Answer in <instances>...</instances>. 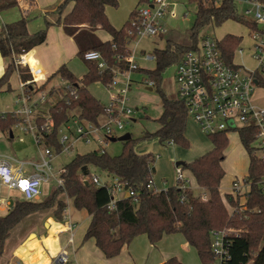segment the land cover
Returning a JSON list of instances; mask_svg holds the SVG:
<instances>
[{
    "label": "trees",
    "instance_id": "obj_1",
    "mask_svg": "<svg viewBox=\"0 0 264 264\" xmlns=\"http://www.w3.org/2000/svg\"><path fill=\"white\" fill-rule=\"evenodd\" d=\"M149 0H140L144 4ZM264 3V0H256ZM196 3L197 10L193 26L184 34L169 31L164 36L166 47L154 49L156 62L154 70L137 68L134 72L146 76L153 82V89L161 94L163 113L158 119L160 128L155 133H147L143 138H157L161 143H172L185 149L190 147L186 137L188 124L187 111L180 101L171 100L161 92L163 72L172 65L178 64L183 56L196 50L204 37L202 31L208 27H221L228 21L244 24L251 32H264L253 20L241 15L237 0H189ZM72 10L63 14L69 4ZM16 0H0V11L17 6ZM139 4V5H140ZM118 6V0H64L58 6L59 18L57 25H62L65 33L72 37L78 49V57L88 67V73L78 79L63 66L58 74L65 78L68 84L78 89V97L67 104L63 98L50 108L53 118V128L45 135V145L61 151L58 140L59 128L70 120L74 112L81 120L98 124L104 114L102 105L89 91V86L104 82L110 83L115 73L128 69L126 58L130 55L127 30L130 23L121 29H115L106 15V7ZM133 12L131 18L135 16ZM29 21L20 19L0 28V54L10 58L6 74L0 80V88L8 83L10 76L17 70L15 59L29 53L35 47L45 43L47 30L55 23L46 21V28L31 34L28 30ZM101 28L111 35L112 40L102 41L97 35ZM242 37L226 35L220 41L224 59L233 64L235 51L239 48ZM89 51L101 53L107 67L98 68L96 62L86 61L84 55ZM234 65V64H233ZM24 79H30L26 70L21 71ZM264 65L254 72L260 87L264 88ZM43 87V86H42ZM41 87V88H42ZM46 118L39 122L41 127ZM19 123L14 114L0 115V131L10 132ZM259 129L256 127L242 129L240 140L250 159L248 175L244 184L250 186L244 204H239L233 195H226V203L221 195V183L225 177L223 162L225 151L229 146V133L210 136L213 148L208 153L191 163H185L183 170L193 175L197 185L204 190L208 198L197 196L193 189L179 186L168 187L166 191L153 192L147 188L154 181V163L157 159L152 153L139 154L135 150L138 139L123 142L124 148L120 155L110 156L104 149H98L84 155H76L67 164L61 175L63 185L58 186L50 196L43 201H15L13 208L0 216V260L3 257L8 238L13 231L27 218L46 213L58 221L65 220L68 204L66 199H72L77 210H85L91 216V222L84 240L94 239L97 247L107 258L118 256L122 249L129 245L137 236L146 234L154 246L165 235L180 233L198 253L202 264H211L215 258L211 251V233L225 227L242 229L243 233L230 238V255L226 264H264V159L259 156L256 147ZM90 167L106 173L113 179H119L129 189L138 194V201L120 199L113 210L109 209L111 194L108 183L97 186L91 179ZM87 172V174H85ZM229 207L233 211H229ZM163 264H182L177 258H171Z\"/></svg>",
    "mask_w": 264,
    "mask_h": 264
},
{
    "label": "built area",
    "instance_id": "obj_2",
    "mask_svg": "<svg viewBox=\"0 0 264 264\" xmlns=\"http://www.w3.org/2000/svg\"><path fill=\"white\" fill-rule=\"evenodd\" d=\"M16 1L21 2L22 0ZM135 12L127 30L129 46L137 39L167 35L170 31L168 21L176 17L175 7L170 0H149L139 6ZM250 14L253 21L264 28V3L255 0L252 8L246 12L247 16ZM250 37L254 42V56L260 61L264 53V32H251ZM84 58L86 61L96 62L100 70L107 67L104 57L99 52L89 51L84 55ZM145 58L151 59L150 56ZM135 59L136 57L130 49V55L126 58L127 70L116 72L113 80L108 84L95 83L97 88L108 90L110 94V99L104 105V114L102 115L105 120L93 124L76 117L77 119L75 118L74 121L71 120L63 124L58 132V140L62 147L61 151L57 152L56 148L45 145V135L52 132L54 125L50 113L48 112L44 125L39 127L35 123L37 108L46 103L47 96L43 95L38 102L29 104L31 94L35 91L34 87L36 86V89L40 90L46 82L45 74L39 66L33 65L26 58V54L16 58V66L27 68L31 75V79L21 85L22 96L19 99L21 105L13 112L19 120L17 129L21 130L22 134L31 136L37 146L44 145L45 151L44 153L40 152L41 161L38 163L20 161L13 156L0 154V208L10 211L17 200L38 201L43 185L48 183L52 177L56 178L51 166L54 155L73 150L74 145L80 141L86 145L98 141L99 139H93L95 133L104 132L105 140L124 135L122 132L132 124L136 115V110L129 105L128 97L132 74L139 68ZM120 76L124 78V82H119ZM255 81L254 72L246 71L226 62L220 48V41L209 36H204L200 40L198 48L187 52L177 64L178 101L184 104L188 120H192L208 137L256 127L260 131L256 147L259 156L264 159V105L255 103V93L259 87ZM146 85L152 88L154 84L146 80ZM77 97L78 89L67 83L63 89L62 99L64 98L69 104L71 99ZM72 121L74 126L71 125ZM64 171L65 169L62 168L59 172L58 186L63 185L61 175ZM91 179L99 187L107 184V181L101 180L95 174ZM108 185L112 196L109 204L110 210L115 208L120 199L128 198L134 202L138 201V194L135 190L129 189L119 179H113ZM179 185L183 188H191L190 180L185 176L181 166L176 167V186ZM240 187V182L234 183L235 194L233 196L235 200L239 196ZM3 188L9 192H18L21 199H13L10 195L4 197ZM147 188L153 192L167 190V187L164 190H159L154 181H150ZM262 189L264 191V181ZM203 199L207 198L203 197ZM242 233V229L235 227H225L222 230L213 231L211 233V251L215 260L211 264H226L230 255V238L238 237ZM69 242L72 243V238L69 239ZM68 262L69 257L65 250H62L52 264H68Z\"/></svg>",
    "mask_w": 264,
    "mask_h": 264
},
{
    "label": "rangeland",
    "instance_id": "obj_3",
    "mask_svg": "<svg viewBox=\"0 0 264 264\" xmlns=\"http://www.w3.org/2000/svg\"><path fill=\"white\" fill-rule=\"evenodd\" d=\"M130 1L131 0H118L117 7H110L116 13L118 12V10H120L119 14L117 13L118 19L123 18V14H125V8L127 7ZM245 1L246 0L237 1L239 12L243 16H245L244 10L247 8V4L244 3ZM172 2L174 4V7L177 8V13L175 18H171L168 21L170 31L184 34L194 24L197 5L196 3L189 2V0H172ZM17 8L18 7L15 6L9 9L15 10ZM66 10L67 9H65V11ZM33 16V25L37 27V24H43V29L46 28L47 20H52V22L55 23V26H57L56 21L59 18L57 10L48 16L49 19H44V16L41 15V12L37 11L33 13ZM246 17L249 20L253 19L251 14ZM131 19L132 18H130L129 15L128 19L123 22V26L127 24V22L130 23ZM202 34L203 36H209L214 39L216 38L219 41H221L226 35L229 34L235 36H242L243 41H245L242 47L246 50L250 48L249 34H251V30L244 24L235 21H228L221 27L205 28L202 31ZM166 39L167 38L161 39L160 37H145L131 42L130 49L132 50L133 55L136 57V64L140 66L141 69L147 68L149 70H154L156 68V62L154 60L146 62L142 58L147 54L153 55L155 48L164 49L166 47ZM5 59H7V67L4 75L6 74L8 66L11 63L10 58ZM73 62L75 68L78 71L85 70L84 62L80 57H76ZM240 63L243 64L242 62ZM245 64L246 68L250 69L253 68L255 62L252 59L248 58V61H246ZM176 70L177 64L167 68L162 74L161 92L171 100H178ZM16 79V75L13 72L8 81V83H11L12 88H15V81H17ZM146 79V76L141 73L134 72L132 74V83L128 96L130 98L131 105L130 103L129 105L135 110L139 109L140 111L136 112V122H132V124L126 130H124L122 134L130 133L133 139L139 140L135 145V150L139 154H147L151 152L154 156L159 157V160H156L154 163V179L161 180L162 178H165L166 180H168L170 185H174V181L176 180V163H190L195 159H198L201 155L208 152L211 148L210 138L202 134L199 128L192 120H188V130L191 135L188 138L190 142V147L187 149L178 145L162 146L156 138L144 139L143 137L147 133L152 134L158 130L160 125L158 119L161 117L162 112L161 94L157 92V89H153L152 91L148 90V86L144 83ZM118 80L120 83L124 82V78L121 76ZM6 84L7 83L3 84L0 88V115L8 112V110H12L13 108H15L17 100L20 99L22 96L21 90L17 89V91H10L8 89V84ZM65 86V81L59 75H54L52 79L47 83L44 91L38 90L32 93L29 104L38 102V100L43 95L47 96L48 92L51 91L52 88H54L56 91H62ZM102 90V88H97L95 85L91 86L90 88V91L95 97L100 98L101 95L102 98L105 99V95ZM259 91L260 89L257 88L255 94H258ZM49 101L50 103L54 102L53 99H49ZM17 126L18 124L15 127H12V131L10 132L12 138L10 137L9 131H0V154L14 156L20 161H30L37 163L40 162V152L44 153L45 146H37L33 138L31 136L22 134L21 130L17 129ZM13 136L15 137L14 139ZM228 137L229 146L225 151L226 159L223 163V169L226 174L221 183V187L223 188V191H225V193L229 192V190L231 189L233 182L232 180L234 178L237 177V181H242L244 177L246 178V173H248L247 162L245 163L243 157L241 156V142L239 138V132H231L228 134ZM94 138L99 140L93 142L91 144L92 146H84V144H82L83 142L80 141L74 145L73 150L54 155L51 161V166L53 168V172L56 178L52 177L48 183L43 185L42 194L38 202L45 200L48 196H50V194L54 192V190L58 187L57 179L59 178L58 175L60 170H62L63 167L69 164L75 158L76 155L87 154L91 152L92 149L98 148L99 146H101L110 156H118L123 151L124 143L119 141L111 142L108 139L105 140L106 137L104 132L95 133L93 139ZM205 146L210 147L209 149L207 148V151L205 149V151H201L202 147ZM243 153L246 155V159H248V154L246 151H244V148ZM90 172L91 174H99L104 178L106 177V173L100 172L94 167H90ZM201 191L202 190H198V193L196 192V195L200 196L202 194ZM2 193L4 197L10 195L11 197H13V199H21L19 193L16 191L9 192L6 188H3ZM66 202L68 204L67 212L70 213L71 217L76 222H78L80 226H84L88 220V213L85 210H77L74 207L72 199L68 198L66 199ZM229 211L232 210L229 208ZM8 212V210H3V208H0L1 217L5 216ZM44 214L42 213V215ZM39 216L40 214H35L27 218L13 231L10 238H8L6 242V249L2 260L8 259L10 247L15 242H17V240L25 239V236H27L25 234L31 231L34 228V225H40V220H38V222L31 220V218L34 217L36 219ZM181 237L182 235H180L179 233L168 235L167 238L162 240L159 245V248L153 249L146 235L137 236L128 248L132 260L131 264H156L154 262V258H152V256L155 254L161 256L163 252L181 253L183 251V242L181 240ZM192 251V255H195V257L193 260L192 257H190V263L202 264L197 252L195 250Z\"/></svg>",
    "mask_w": 264,
    "mask_h": 264
},
{
    "label": "crops",
    "instance_id": "obj_4",
    "mask_svg": "<svg viewBox=\"0 0 264 264\" xmlns=\"http://www.w3.org/2000/svg\"><path fill=\"white\" fill-rule=\"evenodd\" d=\"M170 1L172 2V0H170ZM254 1L255 0H246L244 2L247 4V8L244 10L245 11V13H244L245 17L247 16L246 12L252 8V4ZM63 2H64V0H22L21 2H18V4H17L18 8L17 9H15V10L9 9L6 11H4V10L0 11V28L5 24H11V23H14L20 19L26 18L29 21V23H28L29 32L31 34L39 32L40 30H43V24L42 25L37 24V27L33 25L34 24V21L32 20L34 17L33 13L35 11L41 12V15L44 16V19H49L48 16L50 14L54 13L57 10L58 6L61 5ZM139 4H140V0H131L128 3L127 7L125 8V11H124L125 14H123L124 16L121 19L120 18L118 19V17H117V13L119 14L120 10H118V12L116 13L112 10V8H110L111 6H107L105 12H106L107 18H108L109 22L111 23V25L117 30L123 29L127 25V24H125L123 26V22L128 19L129 15L131 18L132 13L135 12L139 6H141V4L140 5ZM72 8H73V4L71 3L67 6V8H66L67 10L64 12L63 17H64V15L69 13L72 10ZM176 9L177 8L175 7V11H176ZM176 13H177V11H176ZM251 20H253V19H251ZM48 21L52 22V20H48ZM127 23H129V22H127ZM97 35L99 36V38L102 41L112 40L111 35L101 28H99L97 30ZM239 37H242V36H239ZM160 38L162 39V38H164V36H161ZM249 38H250L249 39L250 40V44H249L250 48L246 50L242 47L244 42H245V41H243V37H242V42H241L239 48L235 51L233 64L237 67H241L242 69H244L246 71L255 72L257 69H259L261 67V65H264V53L261 56V60L260 61L257 60L254 56V51H255L254 50V42L251 39L250 34H249ZM129 48H130V46H129ZM144 54H145V52H144ZM147 56H150L151 59L147 60L145 58ZM76 57H78V49H77V46L75 44V41L73 40L72 37L68 36L65 33L62 25H57V26L53 25V26L49 27L47 30V39H46L45 43H43L40 46L35 47L33 50H31L29 53L26 54V58L33 65L39 66L43 70V73L45 74L44 79H46L45 80L46 82L43 84V87L40 89V91H44L47 83L52 79V77L54 75H59L58 71L63 66H66V68L78 79V81L82 80V78L88 73L89 70H88V67L86 66V64L84 63L85 70L84 71H78L75 68L74 62H73ZM248 58L252 59L255 62L253 68H250V69L246 68L245 62L248 61ZM142 59L146 62H150L152 60L155 61L154 56L151 54H147V55L143 56ZM239 61L242 62L243 64H241ZM6 67H7V59L3 58L2 55L0 54V79L2 78V76L5 73ZM139 68H140V66H139ZM142 69H147V68H142ZM22 70H26V72L28 73V75L31 79V75H30L27 68H23L20 66L17 67V70L14 72L16 75V78H17L16 79L17 81H15V88H12L10 82L7 83L8 89L10 91H17V89L22 91L21 85L30 80V79L26 80L23 78V73L21 72ZM147 70H149V69H147ZM59 76L65 81L66 84L68 83L65 78H63L61 75H59ZM263 76H264V74H263ZM144 83L146 84V80ZM93 85H95V84H93ZM93 85H91V86H93ZM91 86H89V88H88L89 91H90ZM150 88L151 87L148 86V90H150ZM258 88L260 89V91L258 94L255 95V103L257 105H264V88H262L260 86ZM151 89L153 90V88H151ZM34 90L38 91V89H36V86L34 87ZM102 91L104 92L105 99H103L101 95H100V98L95 97V96L94 97L97 98L102 105H105L106 103H108V101L110 99V94H109L108 90L106 91L105 89H103ZM62 92H63V90L62 91H56L54 88H52L51 91L48 92L46 103L38 106L37 111L35 113V123L37 125L39 124L40 121H42V119H45L48 116V112L50 111V108L62 99ZM91 94H92V92H91ZM31 96H32V94H31ZM128 96H129V94H128ZM48 97H49V99H53L54 102L50 103ZM129 103L131 105L130 98H129ZM20 105L21 104L19 103V99H18L16 102V107L13 108L12 110H8V112H6V113H10V114L12 113L13 114V112L16 109H18L20 107ZM136 110H137L136 112L140 111L139 109H136ZM162 113H163V108H162L161 115H162ZM3 114H5V113H3ZM76 117H79V116L77 115V113L74 112V115L73 114L71 115V118L69 121H71V120L74 121V119ZM104 120H105L104 116H101L99 118L100 123L103 122ZM73 121L71 124L72 126H74ZM133 122H136L135 117L133 118ZM188 124H189V121H188ZM188 124H187V129H186V137L187 138H189V136L191 135L189 130H188ZM160 126L161 125H159V128H160ZM10 137L12 138L11 134H10ZM14 138L15 137L13 136V139ZM239 138H240V136H239ZM158 142H159V140H158ZM240 142H241V140H240ZM159 143L162 146H168V145L173 146V145H175L172 143H161V142H159ZM210 143H211V145H210L211 148L209 151H211L213 148L211 140H210ZM82 144H84V143H82ZM90 145L84 144V146H90ZM256 145H257V143H256ZM210 146L202 147L201 151L204 149L207 151V148L209 149ZM243 148H244V146L241 142V145H240L241 156L243 157L245 163L247 162L248 170H249V165H250L249 155L247 157L248 159H246V155L243 153ZM98 149H103V148L101 146H99L98 148L92 149L91 152L98 150ZM244 151H246L245 148H244ZM208 152H206V153H208ZM149 153H151V152H149ZM203 155H201V156H203ZM158 158L159 157L157 156L156 160H159ZM184 173H185V176L190 180L191 188L193 189L195 194H196V192L198 193V190H202L201 196L208 198V196L204 192V190L201 189L197 185V183H196L193 175L191 174V172L186 170ZM246 174L248 175V173H246ZM95 175L100 176L101 180L107 181V183H111L113 180V178L111 176H108L107 174H106L105 178L99 174H95ZM234 179L232 180L233 181L232 187L229 190V192L225 193V191H223V188L222 187L220 188L221 195H222V197L226 203V195H228V194L234 195L235 194V192L233 190L234 183L240 182L241 187H240V192L238 194L239 196L237 197V201L242 205L246 201V194L250 191V186L244 184L245 177L242 181H237L238 180L237 177ZM154 183H155V186L159 190H164L166 187L168 188L171 186H176V180L174 181V185H170L168 180H166L165 178H162L161 180L154 179ZM31 220H34L36 222H38V220H40V225H34V228L31 231H29L27 234H25V235H27V236H25L26 237L25 239L17 240V242H15L10 247V253H9L8 259L2 260V258H3L2 257L0 260V264H19V263H22V264H52L54 259L56 258V256L62 250H65L66 254L69 257L68 264H131V262H132L129 251H128V248L130 247V244L132 242L129 245L125 246L118 256L110 259V258H107L105 256V254L97 247L96 241L94 239L84 240L85 234H86L88 227L90 225V222H91V216L89 214H88V220L84 226H80L79 223L76 222L71 217L70 213H68L67 211H66L65 220H63V221H58L53 216L46 215V214L40 215L36 219L33 217V218H31ZM142 235H146V234H142ZM180 235H182V234H180ZM167 236L168 235H165L163 237V239L167 238ZM70 238H72V243L69 242ZM147 238H148V236H147ZM181 238H182L181 240L183 242L182 243L183 251L181 253L163 252L161 256H159L158 254H155L152 256V258H154V262L156 264H163L165 261H167L171 258H177L182 264H191L190 263V257H192V260L194 259L195 255H192L193 254L192 250H195V249L189 245V243L186 241V239L184 238L183 235ZM162 240L154 246L150 243L151 247L153 249L159 248V245L162 242ZM5 249H6V246H5Z\"/></svg>",
    "mask_w": 264,
    "mask_h": 264
},
{
    "label": "water",
    "instance_id": "obj_5",
    "mask_svg": "<svg viewBox=\"0 0 264 264\" xmlns=\"http://www.w3.org/2000/svg\"><path fill=\"white\" fill-rule=\"evenodd\" d=\"M255 82H256V84H258L257 80ZM150 91H152L151 88H150ZM131 139H132V135L130 133H125L121 137L110 139V141L111 142H117V141H119V142H127V141H129ZM184 164H185L184 162H178V163H176V167L183 166ZM85 174H87V172Z\"/></svg>",
    "mask_w": 264,
    "mask_h": 264
}]
</instances>
